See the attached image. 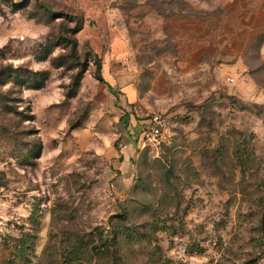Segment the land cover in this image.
I'll list each match as a JSON object with an SVG mask.
<instances>
[{
	"label": "rangeland",
	"instance_id": "374dc122",
	"mask_svg": "<svg viewBox=\"0 0 264 264\" xmlns=\"http://www.w3.org/2000/svg\"><path fill=\"white\" fill-rule=\"evenodd\" d=\"M260 7L0 0V264H264V33L233 53ZM76 16L84 26L74 37ZM227 30L230 67L221 69ZM93 55L102 67L109 56L135 68L141 97H160L141 103L167 115L162 141L140 144V124L116 128L122 91L97 80L93 62L74 83ZM37 71L48 72L46 86L29 90Z\"/></svg>",
	"mask_w": 264,
	"mask_h": 264
},
{
	"label": "crops",
	"instance_id": "0c3cea01",
	"mask_svg": "<svg viewBox=\"0 0 264 264\" xmlns=\"http://www.w3.org/2000/svg\"><path fill=\"white\" fill-rule=\"evenodd\" d=\"M254 21V22H253ZM250 22V21H249ZM248 27L249 30L251 32H253V35L250 34H244L241 38V40H238V47L237 50H233L234 54H243L246 51V47L247 45H249L251 42H253L255 40V38L260 37L261 34L264 33V9L262 7L258 8L255 13H254V17L251 23H248ZM222 37H223V41H222V46H221V69H223L224 67L228 68L230 67L229 65V60H230V46H229V42H228V37H229V33L228 30L227 32L224 34V32L222 33ZM248 43V44H247ZM206 48L205 46H201V50H199L196 54L198 55L197 58H202L204 55H206ZM125 46L121 45L120 40H116L114 45H113V53H115L116 55L121 54L124 52ZM126 53V50H125ZM120 58V57H119ZM112 59V60H111ZM199 60V59H198ZM237 66L236 68L238 69L239 67H241V63H242V58H238L237 61ZM189 65H187L188 67ZM121 66H119L118 62H114L113 58L109 57L105 59L104 65L102 67V72H103V79L104 82L106 83V85L109 88H119L122 91V94L119 95V98H115V102H118L117 105L121 106L126 112L123 111L124 117L121 119L122 123H120L116 128H121L124 130V128H128V130H130V128H137L138 124H140V127L143 130H147V128L149 127V120H150V116L152 114H148L149 112L144 109L143 105H142V101L143 100H147V98H155L158 96H154V93H148L147 97L145 99H143L138 91L137 88V80H135V76H134V72H135V68L133 67H128V68H120ZM189 68V67H188ZM203 68V66L198 63L195 68L194 71ZM210 68V67H209ZM192 69H187L185 70L184 74L187 75H193V71H191ZM223 71V70H221ZM172 72L173 70L167 69V74L169 76H172ZM164 76V81H158L159 84L163 85V86H168L170 78L168 75ZM162 80V79H161ZM168 82V83H167ZM235 83V81H234ZM160 85V86H161ZM186 86H188L190 88V90L192 89H197L198 87V83L194 82V83H187L185 84ZM155 86H159L157 84V81L154 84ZM160 98V97H158ZM182 109L177 110L175 113H179ZM145 121L141 122L138 121V119H144ZM144 138L141 140L140 139V144L143 143Z\"/></svg>",
	"mask_w": 264,
	"mask_h": 264
},
{
	"label": "trees",
	"instance_id": "16d2710c",
	"mask_svg": "<svg viewBox=\"0 0 264 264\" xmlns=\"http://www.w3.org/2000/svg\"><path fill=\"white\" fill-rule=\"evenodd\" d=\"M68 22L70 23H76V27H74L73 31V36L75 37L76 34H78L84 26V20L81 17H75L70 19ZM67 45H69V47H71V56L75 57L76 61L78 60L77 57V41L75 38L73 37H67L66 40ZM52 51L48 50L45 55L40 58V61H46L48 59V57L51 55ZM58 59H63L62 57H59ZM60 60H57L56 62H53V65L55 68L59 69L63 66L62 62H59ZM90 62H93V64L96 66V72H95V78L101 82H104L102 76H101V71H102V64L100 59L98 58L97 55H93V57L91 56H87L86 57V63L80 65V70L78 72V74L76 75L75 79H74V83L76 85H79V83L82 81L84 74L87 72L88 70V65ZM4 76V75H3ZM31 76L33 77L31 80L32 82L29 84L28 89L29 90H34V91H39L45 88L46 86V82L49 78V74L48 72L45 71H37V72H32ZM17 78H19V76H17ZM18 84V81L16 80V85ZM17 111V110H15ZM17 115H20L24 120V122L26 121H33V116H25L23 114V112H16ZM41 157V151L39 150V152L36 154V156L34 157V159H39ZM122 216H120L121 218Z\"/></svg>",
	"mask_w": 264,
	"mask_h": 264
},
{
	"label": "built area",
	"instance_id": "2783aa9c",
	"mask_svg": "<svg viewBox=\"0 0 264 264\" xmlns=\"http://www.w3.org/2000/svg\"><path fill=\"white\" fill-rule=\"evenodd\" d=\"M234 81L233 78H228L229 83H234ZM168 125L169 122L167 115L158 112L153 113L150 116L149 127L145 132L144 140L152 143H159L164 139ZM114 193L115 187L114 185H111L109 188V194L114 196Z\"/></svg>",
	"mask_w": 264,
	"mask_h": 264
},
{
	"label": "water",
	"instance_id": "95a60500",
	"mask_svg": "<svg viewBox=\"0 0 264 264\" xmlns=\"http://www.w3.org/2000/svg\"><path fill=\"white\" fill-rule=\"evenodd\" d=\"M120 217V216H119Z\"/></svg>",
	"mask_w": 264,
	"mask_h": 264
}]
</instances>
